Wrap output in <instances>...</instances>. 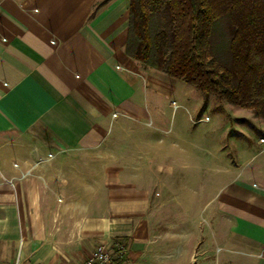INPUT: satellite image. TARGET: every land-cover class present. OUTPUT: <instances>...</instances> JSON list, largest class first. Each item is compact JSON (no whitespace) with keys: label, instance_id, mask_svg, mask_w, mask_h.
Masks as SVG:
<instances>
[{"label":"crops","instance_id":"obj_1","mask_svg":"<svg viewBox=\"0 0 264 264\" xmlns=\"http://www.w3.org/2000/svg\"><path fill=\"white\" fill-rule=\"evenodd\" d=\"M130 6L0 0V264H264V120L160 138L149 120L202 99L126 55Z\"/></svg>","mask_w":264,"mask_h":264},{"label":"trees","instance_id":"obj_2","mask_svg":"<svg viewBox=\"0 0 264 264\" xmlns=\"http://www.w3.org/2000/svg\"><path fill=\"white\" fill-rule=\"evenodd\" d=\"M130 2L129 58L264 120V0Z\"/></svg>","mask_w":264,"mask_h":264},{"label":"rangeland","instance_id":"obj_3","mask_svg":"<svg viewBox=\"0 0 264 264\" xmlns=\"http://www.w3.org/2000/svg\"><path fill=\"white\" fill-rule=\"evenodd\" d=\"M182 84L184 86L186 85V83L184 82ZM186 93H188L187 89L186 91L182 92V95ZM190 93L191 98L193 96L194 99L195 97L202 99L201 107L203 109L201 116L202 118H209V121L196 123V121L198 120V116H193L196 121L192 124L190 123V115L188 114V112L183 107L175 108L176 104H173L171 110L169 108L166 110L167 118H165L164 122H160L161 124H159L158 120L154 117L151 119V121L149 120V122H152V124L154 125L151 127L152 129L156 128V126H159L163 131L166 132V134L160 133L159 137L164 140H171L174 138H178L179 136L183 137L185 133V135L187 137H190L193 142L201 141L200 137H202V142L206 141L209 146L218 145L219 143L226 144L227 142H229V140H232L231 138L236 134L232 132L229 125L236 122L234 120V115L242 113L243 110L231 106L225 102H219L213 95L207 97L196 89H194ZM173 109L175 110V113L178 111L176 114V118L175 116H172V113L170 112ZM184 176L185 175L183 174H177V187L178 184L182 183V178ZM172 178L174 177H171V179ZM147 179L151 181L152 177H147ZM155 179H159V183L161 184H166V180H168V177H156ZM154 184L155 185L152 186V190L158 189L159 186L157 185V182H155Z\"/></svg>","mask_w":264,"mask_h":264},{"label":"built area","instance_id":"obj_4","mask_svg":"<svg viewBox=\"0 0 264 264\" xmlns=\"http://www.w3.org/2000/svg\"><path fill=\"white\" fill-rule=\"evenodd\" d=\"M208 118H201L196 121V123H203L207 122ZM31 170L27 171L26 173L22 174L21 177L24 178L28 175H30ZM127 255V247L125 245H118L117 251L113 255L112 252H110L109 249L106 248V246L101 245L97 247L86 259L84 264H113L115 260H123L126 258ZM15 264H22L17 259V262Z\"/></svg>","mask_w":264,"mask_h":264}]
</instances>
